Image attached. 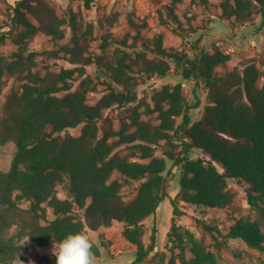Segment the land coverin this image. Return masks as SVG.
<instances>
[{"label":"trees","instance_id":"trees-1","mask_svg":"<svg viewBox=\"0 0 264 264\" xmlns=\"http://www.w3.org/2000/svg\"><path fill=\"white\" fill-rule=\"evenodd\" d=\"M82 1L89 8L99 0ZM230 1L224 4L226 15L249 20L257 5L264 15V0H232L233 7H229ZM183 2L170 0L166 4L177 21L175 10ZM9 6L8 31L15 33L13 39L20 47L41 32L55 40L65 38L64 20L45 0H18ZM70 22L74 44L46 51L44 57L49 61L65 51L73 63L100 65L111 82L96 103L89 102L94 87L90 78H83L75 88L71 81L76 71H85L83 66L48 69L42 74L34 70L37 52H19L14 60L0 54V86L4 77L24 80L20 92L8 96L0 118V143L13 141L16 145L10 168L0 169V264L15 263L19 249L26 248L21 245L26 236L43 246L59 244L69 234H87L88 228L96 231L113 220L123 222L124 238L136 247V256L127 264H147L150 256L158 253L160 240L155 222L151 241H145L144 221L157 214L161 203L168 198L178 216L185 214L180 202L227 207L235 197L228 187L231 179L248 182V202L258 209L261 219H236L226 234L217 225L199 221L215 235L218 245L222 242L217 234L225 241L241 238L264 250V72L256 60L249 59L242 70L235 66L219 74L217 68L232 56L217 43L206 46L201 38L187 51L167 48L161 38L155 49L144 43L153 57L144 50L113 56L103 45L106 53L93 58L85 55L90 27L83 29L76 16ZM131 22L145 41L141 28ZM7 37L8 32L0 27V44ZM174 67L196 84L203 81L209 90L210 101L197 120L190 115L182 82L164 84L153 93V104L139 97V77H165ZM116 107L125 112L118 127L109 111ZM144 113H156L159 122L143 118ZM70 128H79L80 133L71 134ZM161 140L166 143L163 156L155 153ZM123 144L137 146L141 160L116 151ZM195 149L210 159L192 157ZM168 159L173 161L170 168ZM177 166L181 170L180 191L172 196L169 177ZM66 175L72 199L58 196V185ZM132 180L142 182L136 197L127 200L122 190ZM24 201L29 202L27 208L20 206ZM75 205L84 211L82 215L76 213ZM48 208L55 214L53 219L48 217ZM13 224L19 228L9 235ZM168 243H172L171 256L165 258L164 254L150 264H221L215 251L176 222L168 233ZM93 251L100 257L98 244L94 243Z\"/></svg>","mask_w":264,"mask_h":264},{"label":"rangeland","instance_id":"rangeland-1","mask_svg":"<svg viewBox=\"0 0 264 264\" xmlns=\"http://www.w3.org/2000/svg\"><path fill=\"white\" fill-rule=\"evenodd\" d=\"M17 1L0 0V27L8 32L7 39L0 44V54L6 60H14L19 52H23L24 55L37 52L34 70H39L42 74H45L48 69L59 71L62 67L83 66L85 71L83 73H80L79 70L76 71L75 79L71 81L75 88L85 77L92 80L91 84L94 87L89 92L90 103H96L108 91V84L111 81L104 73V69L96 62L73 63L69 59L70 53L65 51H60L59 57L49 61L44 57L46 51H55L64 44H74V29L70 22L72 16L78 18L83 29L90 27L88 45H85L87 46L85 55L91 54L93 58L102 56L106 51L110 55L123 54V52L135 55L136 52L143 50L150 57H153V53L144 43L155 49L159 38L162 39L163 46L167 48L174 47L180 51H187L191 48L194 40L201 38L202 43L206 46L211 47L213 43H217L224 51L231 54V60L217 68L219 74H225L235 66H239L242 70L249 59H255L264 72V15L259 5L255 7L251 19L241 20L235 15L225 14L224 4L226 0H184L180 7L175 10L179 18L177 21L166 8V4L170 0H99L89 8L85 6L82 0H45L55 10L59 18L64 20L62 28L66 36L61 40H55L50 35L41 32L30 40L27 46L22 48L13 39L15 33L8 31L10 30L8 24L11 22L8 8L9 5H15ZM233 4L231 0L229 7H233ZM33 20L35 19L33 18ZM132 20L141 28V36L145 41L139 37V28L132 25ZM103 45L107 47L106 51H104ZM176 82L183 83L193 120L199 119L205 105L210 101L209 90L203 81L196 84L194 79L186 78L175 67L165 77L157 75L150 79L139 77L136 89L139 97L153 104L152 95L155 91L160 90L166 83L174 84ZM23 83L24 80L15 77L3 78L0 86V118L5 112L8 96L13 92H20ZM109 111L114 119V125L118 127L125 112L120 107ZM143 118H151L154 123L159 122L156 113H144ZM69 132L77 135L80 133V129L70 128ZM155 146L156 155L163 156L166 147L165 141L161 140ZM15 151L16 145L13 141L4 145L0 143V169L8 170L10 168ZM116 151L121 154H132V159L141 160L140 151L135 145L123 144L117 147ZM132 151H136V153L133 154ZM191 156L210 159L209 155L197 149L191 152ZM168 162V168L173 166L172 160L168 159ZM180 173V166H177L176 173L169 177L168 190L172 196H178L180 191L178 181ZM121 178L123 179V177ZM141 182L142 180H132L123 187L122 193L127 200L136 197ZM228 187L234 192L235 197L233 202L224 208H210L180 202L185 214L178 216L174 214L169 199L164 200L159 206L157 214L144 221L146 226L145 241L147 243L151 241L152 228L155 222L159 229L160 240L158 253H153L146 263L150 264L154 260L162 258L164 254L165 258L171 256L172 243L167 244V239L169 231L172 230L173 222H176L182 229L191 230L197 238L203 240L209 249L215 251L221 264H264V250L249 246L241 238H229L225 241L219 234L217 236L222 243L218 245L215 235L207 231L199 221L217 225L226 234L236 219L241 217L261 219L258 209L252 207L248 202L246 192L248 182L246 180L231 179L228 182ZM58 196L62 199H72L73 197L68 175L65 176L63 183L58 185ZM28 203L24 201L20 203V206L27 208ZM75 211L79 215L84 212L77 205H75ZM48 217L50 219L55 217L51 208H48ZM123 227V222L113 220L111 225L102 226L96 231L87 229V235L93 243L101 247V255L96 258L97 264H127L136 256V247L126 241L122 234ZM18 228V224H13L9 230V235ZM26 238H28L24 243L26 248H20L16 258H27L24 264H49L53 259L51 264H56L53 251H58V243L43 246L30 236L24 237L23 241ZM175 250L177 252L178 249Z\"/></svg>","mask_w":264,"mask_h":264},{"label":"clouds","instance_id":"clouds-1","mask_svg":"<svg viewBox=\"0 0 264 264\" xmlns=\"http://www.w3.org/2000/svg\"><path fill=\"white\" fill-rule=\"evenodd\" d=\"M26 238L21 245L27 241ZM94 243L90 237L82 232L69 234L64 238L58 247L53 251L56 257V264H97L96 255L93 251ZM15 264H24L18 257Z\"/></svg>","mask_w":264,"mask_h":264}]
</instances>
